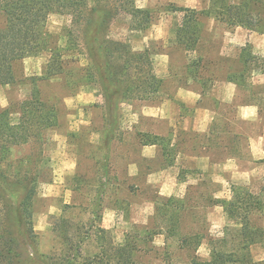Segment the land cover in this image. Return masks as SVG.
Returning a JSON list of instances; mask_svg holds the SVG:
<instances>
[{
	"label": "rangeland",
	"instance_id": "rangeland-1",
	"mask_svg": "<svg viewBox=\"0 0 264 264\" xmlns=\"http://www.w3.org/2000/svg\"><path fill=\"white\" fill-rule=\"evenodd\" d=\"M88 1L93 5V0ZM133 1L137 6V0ZM141 3L145 4L143 9L150 12V23L141 28L143 16L136 20L121 12L111 26L110 37L130 44L134 51H149L155 63L157 55H169L173 72L167 70L162 88L173 73L195 78L199 75L198 80L192 78L203 87L207 105L216 106L218 110V120L212 130L216 136L210 139L213 152L217 160H221L227 152L233 151L241 157V173L236 174L234 182L231 179V183L223 187L207 176L203 183H191L193 186H188L186 195H161L158 183H150L147 175L173 163L177 144L172 142L173 133L168 132L165 122L141 115L146 107L157 105L160 100L153 96L150 100L123 103L115 139L108 146L109 125L100 85L88 77V61L80 54L83 47H78V52L68 47L66 29L73 26L71 16L54 14L51 18L57 22L49 19L47 32L52 36L51 43L65 50L63 74L41 80L51 53H37L14 63L16 83L0 87L7 100V106L0 107V114L9 110L11 123L19 122L23 103L31 101L36 89L40 98L57 111L58 125L47 133V146L41 148L45 153L39 157L43 161L41 169L35 170L39 172L40 182L33 205L34 227L39 248L45 255L64 254L69 248L67 239L85 237L90 225H94L109 230L116 244H125L128 235L139 241L140 264L207 262L211 260L213 242L225 238L227 228L241 227L239 219L229 218L224 207L211 200L218 196L219 200H228L234 187H246L256 195L264 190V163L254 159L250 148L252 137L264 136V0H141ZM230 6H244L242 17L253 24L254 30L219 21L218 14L225 18L231 15ZM184 9L203 13L199 18L200 43L192 51L177 43ZM5 24L4 16L0 15V29ZM75 29L77 36L81 29ZM239 31L242 33L238 34ZM252 35L257 38L255 43H250ZM247 58L251 60L249 67L245 64ZM198 60H202V64L199 65ZM163 64L156 63L155 70ZM42 71L44 73L39 75ZM230 75L244 80L234 105L215 99L213 89ZM67 100L72 101L71 107ZM246 101L259 105L260 118L256 122H245L239 117L237 106ZM155 131L163 136L155 135ZM157 140L166 161L158 160V165L147 159L141 161L140 145ZM183 140L180 150L189 148L195 141L194 134H186ZM39 152L40 144L34 148L32 145L16 148L10 172H17L20 161ZM136 161L143 163L145 176L130 175V165ZM73 162L75 168L69 170L66 165ZM243 172L247 173L246 177ZM188 173L181 171V177ZM66 198L70 203H65ZM172 198L175 201L167 205ZM53 208L56 211H52ZM61 218L65 224L56 232L54 228ZM252 224L264 229V208L252 217ZM81 230L83 235H80ZM90 232L95 234L94 229ZM234 235L232 232L226 238L233 242ZM102 243L95 235L89 245H85V252H97V246ZM251 254L256 264H264V241L254 245Z\"/></svg>",
	"mask_w": 264,
	"mask_h": 264
},
{
	"label": "trees",
	"instance_id": "trees-1",
	"mask_svg": "<svg viewBox=\"0 0 264 264\" xmlns=\"http://www.w3.org/2000/svg\"><path fill=\"white\" fill-rule=\"evenodd\" d=\"M119 2L93 0L90 5L88 0H0V15L6 21L5 27L0 29V86L16 83L14 63L42 52L51 53V58L41 80L63 74L65 50L51 43L47 25L54 14L71 16L73 26L66 29L67 44L77 52L83 47L80 54L88 61V77L100 85L109 125L106 143L110 146L119 125L121 105L133 100H150L160 93L163 85L162 79L155 74L149 51H134L130 44L110 37L111 26L121 12L136 20L143 16L141 28L150 23L148 10L137 8L133 0ZM243 8L230 6L228 18L223 14L216 17L219 21L254 30L253 24L242 17ZM181 11L185 14L177 31V43L187 51L196 50L201 39L199 18L203 13L191 9ZM75 28L81 29L77 36ZM250 61L245 59L247 67L251 65ZM197 63L202 64V60ZM193 78L200 79L199 75ZM228 79L239 87L244 83L232 75ZM246 102L244 104L258 105L253 101ZM57 125V111L40 98L38 89L30 102L23 103L17 124L11 123L9 110L0 114V264H140L137 258L139 241L128 235L125 244H116L109 230L94 225L89 227L90 231L95 230L94 235L87 231L85 237L67 239L69 248L64 254L45 255L41 252L34 227L33 205L40 182L39 172L35 170L41 169L43 161L39 157L45 153L41 148L47 146V133ZM39 144L40 154H34V157L32 154L20 161L19 170L10 172L16 148L22 145L34 148ZM151 144L159 143L157 140ZM173 201L175 199H170L167 205ZM211 202L223 206L229 218L239 219L241 227L226 229L227 236L235 232L233 242L227 236L213 242L210 261L194 260L192 264H256L251 248L263 243L264 229L253 225L252 217L263 211L264 190L256 195L246 187H234L230 200L213 198ZM64 221V218L57 221L56 232ZM95 235L103 241L102 245L97 246L95 253L85 252V245Z\"/></svg>",
	"mask_w": 264,
	"mask_h": 264
},
{
	"label": "crops",
	"instance_id": "crops-1",
	"mask_svg": "<svg viewBox=\"0 0 264 264\" xmlns=\"http://www.w3.org/2000/svg\"><path fill=\"white\" fill-rule=\"evenodd\" d=\"M136 7L143 9L138 6ZM239 33L242 32L239 31L238 34ZM245 37V44H247V36ZM256 39L255 35H252L250 43H255L257 41ZM157 57L159 58L156 63L161 61L164 64L159 70L156 66L158 71L155 70V68L154 71L158 78L164 79L166 75L168 76V74H166L167 70L173 72L170 56L162 54L157 55L156 59ZM152 59L155 66L156 63L154 62V58L152 57ZM43 73L44 71H42V73L40 72L39 75H42ZM168 81L169 86L165 80L164 88H162L160 93L156 95L158 100H160L159 103L157 105L146 107L141 115L149 117L153 121H162L167 124L168 132L173 133L172 142L177 144L176 154L175 157H173L174 159L172 160L173 163L171 165L169 164L165 167L163 165L159 170H154L150 175H147L148 180L150 176H153L152 182L158 183L161 190L166 188L171 192V195L169 196L174 197L186 195L188 188L193 186L190 185L189 177L195 180V183L199 184L205 182L207 176H210L213 178V183L220 184L222 187L224 185H229L231 179L234 182L236 174L241 173V170L239 169L241 157L236 155L233 151H230L227 152L225 159L217 160L215 152H213V145L210 142V139H214L216 136L215 131L212 130L216 126L215 124L218 120L217 107L207 105L205 102L206 93L203 92V87L192 77L173 73V75H169ZM213 89L216 93L214 94L216 97L215 99H219L226 105L236 104V101L238 100L239 86L235 82H231L228 77L220 82V84L215 85ZM188 93L198 95L199 99H196L195 96L188 95ZM251 106L257 108L256 117L255 119H246L243 116L242 109ZM237 108L240 119L245 122H256L260 118V109L256 104H241L238 105ZM206 111L211 115L209 121L205 120ZM152 113L155 114L153 115ZM201 127H204L205 130L200 131L199 129ZM188 133L194 134L195 141L189 146V148H183L180 150V142L184 141L183 139ZM154 134L157 136H163V133L156 131ZM181 134L183 135L182 137L180 136ZM254 146L255 154L253 151ZM146 148L152 150L150 155L144 154ZM250 148L254 159L260 160L261 162L264 161V158L261 157V154H264L263 135L252 137ZM138 155H140L141 161L147 159L148 161H153L155 163L154 165H158V160L163 162L166 161L162 147L159 144L140 145ZM229 161H232L231 166H229ZM142 164L143 163L140 165L139 161L132 162L131 165H135L137 170L134 175H143L144 169ZM185 170L189 173L186 176L181 177V171L184 172ZM243 174L245 173L243 172ZM182 186L183 191L181 193ZM231 190L232 189H229V193H231ZM218 198L220 197L218 196ZM231 198L230 195L227 196L228 200Z\"/></svg>",
	"mask_w": 264,
	"mask_h": 264
},
{
	"label": "clouds",
	"instance_id": "clouds-1",
	"mask_svg": "<svg viewBox=\"0 0 264 264\" xmlns=\"http://www.w3.org/2000/svg\"><path fill=\"white\" fill-rule=\"evenodd\" d=\"M137 6L143 8L145 6V4L144 3H141V0H137ZM50 19H52V22L53 23H56L57 22L54 18H51L50 17ZM69 22H70V19H69ZM27 62L28 61L26 60L25 63H27ZM253 75H256V73H254ZM262 82H264V81H262ZM188 95L195 96L196 99H199V96L196 95V94L188 93ZM66 103L69 105V107L72 106V101L71 100H67ZM6 106H7V100L3 96L2 92H0V107H6ZM242 113H243L244 118H246V119L247 118L255 119L256 113H257V108L255 106L247 107V108L242 109ZM152 114L154 115L155 113H152ZM210 119H211V115L208 114L207 111H206L205 112V120L206 121H209ZM13 122H15V121H13ZM199 130L200 131H204L205 129H204V127H201ZM151 151H152L151 149L146 148L145 151H144V154L145 155H150L151 154ZM253 151H254V154H255V146L253 148ZM261 157L264 158V154H261ZM231 165H232V161H229V166H231ZM66 167L69 170H72V169L75 168V164H74V162L73 163H69V164L66 165ZM136 171H137L136 170V166L135 165H131L130 166V174L134 175V174H136ZM244 175L246 177L247 176V173H245ZM216 179H219V178H216ZM152 180H153V176H150L149 177V182H152ZM189 182L190 183H195L196 181L193 180L191 177H189ZM182 191H183V186L181 188V193H182ZM70 194L71 193L69 191L67 193V195L70 196ZM165 194L171 195V192L168 191L166 188L165 189H162L161 190V195H165ZM65 203H70V200L66 198L65 199ZM217 210H220V209L218 208ZM52 211H56V210L53 208ZM219 235H223V233H219ZM200 251L203 252V248H201Z\"/></svg>",
	"mask_w": 264,
	"mask_h": 264
}]
</instances>
